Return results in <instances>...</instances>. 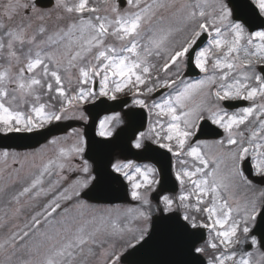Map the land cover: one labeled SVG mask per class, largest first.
Returning <instances> with one entry per match:
<instances>
[{
	"label": "snow or ice",
	"instance_id": "1",
	"mask_svg": "<svg viewBox=\"0 0 264 264\" xmlns=\"http://www.w3.org/2000/svg\"><path fill=\"white\" fill-rule=\"evenodd\" d=\"M253 17H264V0H54L47 9L38 0H6L0 136L23 138L62 120H86L83 105L130 95L155 117L134 148L145 154L156 145L180 166L181 194L164 196L161 211L182 209L174 218L181 231L210 230L208 264H261L264 240L251 238L259 262L241 248L257 216L264 221V192L260 199L240 196L251 189L250 175L264 178V30H251ZM189 65L204 75L186 80ZM161 89L167 91L149 102ZM106 123L102 137L112 135ZM202 124L219 138L193 142ZM74 131L71 145L52 138L34 152L0 148V264H92L97 256L116 264V241L129 234L145 241L150 210L129 209L142 222L129 227L120 213L90 199L127 182L131 198L149 205L157 169L116 161L93 171L84 159L87 141ZM209 143L214 151L205 150ZM70 172L82 175L65 184ZM193 251L207 254L204 247Z\"/></svg>",
	"mask_w": 264,
	"mask_h": 264
},
{
	"label": "water",
	"instance_id": "2",
	"mask_svg": "<svg viewBox=\"0 0 264 264\" xmlns=\"http://www.w3.org/2000/svg\"><path fill=\"white\" fill-rule=\"evenodd\" d=\"M38 3L43 6H48L52 5L53 1L39 0ZM232 3L242 4L244 3V0H232ZM242 14L247 16V10L245 9ZM260 27H263V25H260ZM87 112L91 118L90 124L86 128V136L89 141L87 157L95 163V170L109 166L113 159V151L118 147L123 149V155L126 158L140 157L141 159H146L154 157L152 154L139 155L134 153L130 149L131 139L122 140L120 133L113 140L102 141L97 139L95 135L96 124L100 115L106 112V110H103L102 106L98 103L87 108ZM66 126L68 125L62 124L54 130H48L38 135L29 134L23 138H8L0 136V148H34L46 142L51 136L64 132ZM140 128V126L134 128V136ZM37 136H41L38 141ZM119 140H122V142L117 145ZM162 160L163 159H159L163 168L164 183L161 186V190L162 192H165L168 190L165 183L171 178V165L169 160L165 163H162ZM115 187L116 186H113L109 189L111 194L95 196L90 200L97 202H114L115 198L121 201L127 200L125 193H123V195L116 194L119 190ZM179 217V215H170L155 218L152 232L146 240L147 243L144 242L133 251L126 254L123 262H128L129 264H206L205 260L193 251V248L197 247V245L204 240V235L202 232L192 229H189L187 232L179 230L175 227L177 221L174 219ZM178 222L184 223L181 219H179ZM192 233H196V235L193 236ZM255 234L260 237L261 241L264 240V221H262L261 218L259 225L255 230Z\"/></svg>",
	"mask_w": 264,
	"mask_h": 264
},
{
	"label": "rangeland",
	"instance_id": "3",
	"mask_svg": "<svg viewBox=\"0 0 264 264\" xmlns=\"http://www.w3.org/2000/svg\"><path fill=\"white\" fill-rule=\"evenodd\" d=\"M6 2V0H0V4ZM54 6V5H53ZM51 8V7H50ZM258 68L259 66L257 67V71H258ZM122 96V95H121ZM87 105V104H85ZM83 105V108L84 106ZM150 114V113H149ZM85 115V113H84ZM151 115V114H150ZM86 116V115H85ZM70 120H75V121H79V122H87V116H86V120H80V119H69V120H62V121H70ZM107 121L106 123V128L108 130L111 131V133L113 134L114 131L120 126L122 125V121H121V116L120 115H111V116H107L105 118H103L101 120V122L99 123V126H98V134L100 133V124L102 122H105ZM74 130H79L80 133L83 135V129L81 127H76L74 129H72L71 131L68 132L67 135L65 136H59L58 139L61 140L63 143H65L66 145H71L72 143L75 142V136H76V132ZM100 135V134H99ZM84 138V136H83ZM210 142V141H209ZM205 147V150H212L214 151L215 150V146L212 145L211 143H209L207 146H204ZM44 148V147H42ZM40 148V149H42ZM38 149V150H40ZM34 151H37V150H34ZM34 151H29V152H34ZM45 151L48 152L49 155H52L54 154V148L52 145H48V148L45 149ZM85 159V158H84ZM86 160V159H85ZM116 161H121V162H128V161H122V160H119L117 159ZM115 161V162H116ZM76 163H81V161L77 160L75 161ZM176 158L174 157V173L176 171V169L178 168L176 166ZM90 164V163H89ZM147 166L149 167H153L151 166L150 164H146ZM141 167L145 166V165H140ZM180 167V166H179ZM79 175H82L81 173H77V172H70V173H67V176H68V180L65 181V184H67L69 181H71L73 178H75L76 176H79ZM156 178L158 179L157 177V174H156ZM158 185V184H157ZM157 185L153 188V190L149 193L148 195V199L150 201V204L149 205H141L139 201H136V200H133V202L137 203L136 205H125V206H117V205H113V206H106L107 208L111 209L114 213H120L121 214V220L123 223H129V227H135V226H138L139 224H141L142 222L139 221V220H135V219H132V214H127L128 213V210L129 209H143V210H150L151 211V216H150V219L149 221L147 222L148 223V226H149V229H150V222H151V218L154 216V215H157L159 214L160 212V209L164 208V203H163V197H162V201H161V204L160 205H156L155 203H153L150 199V195L151 193L155 192L157 190ZM180 185V184H179ZM263 192V191H262ZM260 193L261 191L259 190H255L252 188L251 186V189H244L240 192V196L241 198H251V199H260ZM181 194V186H180V191L177 195H165V196H168L169 198L171 199H176L179 195ZM30 211H34V209H29ZM176 210H179L181 211L179 208H177ZM175 210V211H176ZM260 209H258L259 211ZM182 212V211H181ZM165 213H169V212H165ZM253 225H250L251 229L253 228ZM253 236L249 233V240L247 243H243L241 245V248L243 251H248L247 248L249 245H251V238ZM255 239L258 241V239L255 237ZM133 238H132V234H129L127 237H126V240H122V241H116L115 242V247H119L121 244H126L128 241H130L131 243L133 242ZM252 250L251 252H255V251H258V246H252ZM122 253V252H121ZM117 254L119 257H120V254ZM108 258L107 257H102V256H97L95 258H93V261H92V264H103V262L105 260H107ZM255 259L259 262V256L255 257ZM116 264H120L119 262V259L117 260ZM261 264H264V262H261Z\"/></svg>",
	"mask_w": 264,
	"mask_h": 264
}]
</instances>
